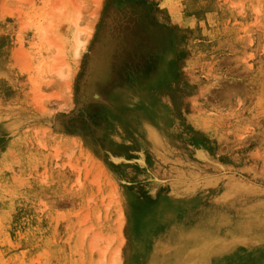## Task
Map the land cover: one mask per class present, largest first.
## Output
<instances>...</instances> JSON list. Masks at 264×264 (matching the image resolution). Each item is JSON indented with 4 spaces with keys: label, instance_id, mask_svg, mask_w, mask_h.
<instances>
[{
    "label": "rangeland",
    "instance_id": "rangeland-1",
    "mask_svg": "<svg viewBox=\"0 0 264 264\" xmlns=\"http://www.w3.org/2000/svg\"><path fill=\"white\" fill-rule=\"evenodd\" d=\"M197 204L264 264V0H0V264H139Z\"/></svg>",
    "mask_w": 264,
    "mask_h": 264
},
{
    "label": "bare ground",
    "instance_id": "bare-ground-1",
    "mask_svg": "<svg viewBox=\"0 0 264 264\" xmlns=\"http://www.w3.org/2000/svg\"><path fill=\"white\" fill-rule=\"evenodd\" d=\"M121 96L118 93L117 97L121 103L119 102L120 105L116 110L119 112L124 101ZM121 116L125 123L127 122L130 131H137L134 139L141 146H152L161 153L170 152L171 146L161 130L136 119L134 116ZM175 161L183 162L179 157H175ZM178 193L179 196L176 194L171 196L172 201L181 205H192L194 198L188 189L181 187ZM198 202L206 203V199ZM187 209V214L176 222L174 217L179 218L177 213L165 215L163 225L157 227L159 238L147 236L146 242H141L142 249H147L148 252L140 255L139 264H223V262L224 264H238L236 262L237 254L228 255L230 247L237 243L241 237L251 235L252 231L258 228L257 219L250 218L256 213L249 212L251 210L247 207L245 212L248 218L246 217L244 221H234L228 209L217 210L211 214L207 212V204L203 206L197 204V206H190ZM167 219H173L174 222L165 226ZM141 225L148 228L151 226L148 223ZM207 237L213 239L214 245L216 242V246L209 256H207L209 246ZM225 254L227 257L224 260L219 259L214 263L212 256L220 257Z\"/></svg>",
    "mask_w": 264,
    "mask_h": 264
}]
</instances>
